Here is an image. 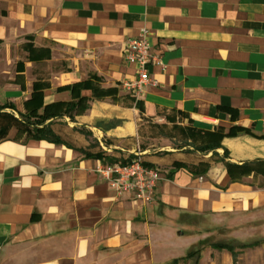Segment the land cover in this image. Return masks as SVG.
<instances>
[{
	"label": "crops",
	"instance_id": "1",
	"mask_svg": "<svg viewBox=\"0 0 264 264\" xmlns=\"http://www.w3.org/2000/svg\"><path fill=\"white\" fill-rule=\"evenodd\" d=\"M144 28L161 64L136 98ZM38 83L62 144L0 139V264H264V0H0L3 113ZM134 158L152 204L97 173Z\"/></svg>",
	"mask_w": 264,
	"mask_h": 264
},
{
	"label": "built area",
	"instance_id": "2",
	"mask_svg": "<svg viewBox=\"0 0 264 264\" xmlns=\"http://www.w3.org/2000/svg\"><path fill=\"white\" fill-rule=\"evenodd\" d=\"M150 30H140L137 37L125 43L124 57L134 67L132 79L123 80L121 89L140 98L147 86L153 83L148 68L161 64L160 56L150 44ZM100 177L107 182L113 192L124 195L132 194L137 201L146 204L155 202L157 188L163 180L160 172L147 166L143 160L134 158L125 163H113L97 169Z\"/></svg>",
	"mask_w": 264,
	"mask_h": 264
},
{
	"label": "trees",
	"instance_id": "3",
	"mask_svg": "<svg viewBox=\"0 0 264 264\" xmlns=\"http://www.w3.org/2000/svg\"><path fill=\"white\" fill-rule=\"evenodd\" d=\"M32 51H34L33 48L30 49V58L35 59L33 58ZM43 90H44V87L42 84L38 83L35 85L32 98L26 102V108H27L28 113L25 114V116H22L21 120L16 119L12 115L4 114L3 110H5L6 107H0V119L1 121L11 120V121L20 123L24 127L27 126L29 128H32L33 136L31 137V139L33 140H36V141L44 140L52 144L55 143V144L60 145L62 144V141L60 140V138H58L55 135V133L51 130V128L45 124L47 121L57 116L55 113H53V111L56 108L58 109L60 105H55V106L53 105L51 107H46L43 113H39L40 109L43 107V96H42ZM85 101H86V98H82L79 103L85 102ZM71 106L73 105L71 104L67 105L68 108H70ZM10 108H13V106H10ZM0 131L3 133H6L7 127L3 126ZM86 157L96 159V160L97 159L105 160V156L101 153L97 155L86 154ZM214 246L220 250L230 251L233 254V256L236 257L235 248L233 246H230V245L226 246V245H219V244L214 245ZM253 247H256V245L249 246V248H253ZM199 253L200 251H197L189 255V257L198 256Z\"/></svg>",
	"mask_w": 264,
	"mask_h": 264
},
{
	"label": "rangeland",
	"instance_id": "4",
	"mask_svg": "<svg viewBox=\"0 0 264 264\" xmlns=\"http://www.w3.org/2000/svg\"><path fill=\"white\" fill-rule=\"evenodd\" d=\"M21 120V119H20ZM32 122V121H31ZM3 126L7 127L6 133L1 132L0 133V139H3L8 136V138L17 136L22 142H26L30 139V137L33 136V130L32 128H29L27 126H23L18 122L14 121H1L0 120V130Z\"/></svg>",
	"mask_w": 264,
	"mask_h": 264
}]
</instances>
